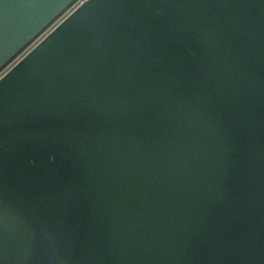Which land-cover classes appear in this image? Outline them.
I'll use <instances>...</instances> for the list:
<instances>
[{"label": "water", "instance_id": "water-1", "mask_svg": "<svg viewBox=\"0 0 264 264\" xmlns=\"http://www.w3.org/2000/svg\"><path fill=\"white\" fill-rule=\"evenodd\" d=\"M76 0H0V70ZM0 264H264V0H87L0 79Z\"/></svg>", "mask_w": 264, "mask_h": 264}, {"label": "built area", "instance_id": "built-area-1", "mask_svg": "<svg viewBox=\"0 0 264 264\" xmlns=\"http://www.w3.org/2000/svg\"><path fill=\"white\" fill-rule=\"evenodd\" d=\"M87 0H76L69 6L52 24H50L37 38H35L24 50H22L15 58L6 64L0 70V79L7 74L15 65H17L37 44L47 37L59 24H61L68 16H70L79 6Z\"/></svg>", "mask_w": 264, "mask_h": 264}]
</instances>
